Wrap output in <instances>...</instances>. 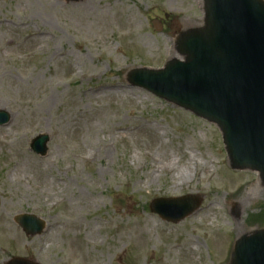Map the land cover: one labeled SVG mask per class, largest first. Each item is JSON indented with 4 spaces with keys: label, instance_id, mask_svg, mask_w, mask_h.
<instances>
[{
    "label": "rangeland",
    "instance_id": "rangeland-1",
    "mask_svg": "<svg viewBox=\"0 0 264 264\" xmlns=\"http://www.w3.org/2000/svg\"><path fill=\"white\" fill-rule=\"evenodd\" d=\"M205 19V0H0V264H228L264 226L261 176L232 167L221 128L128 80L183 59ZM187 194L201 205L178 222L150 209ZM19 213L46 230L26 236Z\"/></svg>",
    "mask_w": 264,
    "mask_h": 264
},
{
    "label": "water",
    "instance_id": "water-1",
    "mask_svg": "<svg viewBox=\"0 0 264 264\" xmlns=\"http://www.w3.org/2000/svg\"><path fill=\"white\" fill-rule=\"evenodd\" d=\"M78 1V0H69ZM205 23L183 31L174 58L162 69L135 68L128 80L159 97L216 123L233 168L259 172L264 183V0H205ZM158 30L164 28L153 20ZM11 114L0 110V125ZM48 134L31 143L41 155L48 151ZM201 204L195 195L155 198L153 212L178 222ZM29 235L41 233L45 221L34 214L16 217ZM5 264H41L13 257ZM228 264H264V226L239 237Z\"/></svg>",
    "mask_w": 264,
    "mask_h": 264
},
{
    "label": "bare ground",
    "instance_id": "bare-ground-1",
    "mask_svg": "<svg viewBox=\"0 0 264 264\" xmlns=\"http://www.w3.org/2000/svg\"><path fill=\"white\" fill-rule=\"evenodd\" d=\"M184 175H185V173H183V172H178V174L176 175V180L179 181V180L183 179V178H184ZM249 197H251V194H249ZM242 232H243L242 230H239V231H238V236L241 235ZM199 244H200V243H199V241L197 240V241L195 242V245L198 246ZM81 246H82V245L78 243V247L81 248ZM141 247H142V244H141Z\"/></svg>",
    "mask_w": 264,
    "mask_h": 264
},
{
    "label": "flooded vegetation",
    "instance_id": "flooded-vegetation-1",
    "mask_svg": "<svg viewBox=\"0 0 264 264\" xmlns=\"http://www.w3.org/2000/svg\"><path fill=\"white\" fill-rule=\"evenodd\" d=\"M38 235H42V233L41 234H38ZM38 235H35V236H38ZM26 236H30V235H26ZM35 236H31V237H35Z\"/></svg>",
    "mask_w": 264,
    "mask_h": 264
}]
</instances>
